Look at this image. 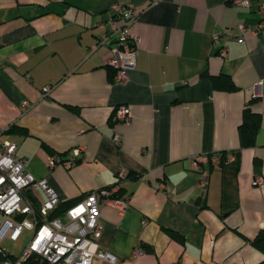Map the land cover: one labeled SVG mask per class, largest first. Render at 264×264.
Listing matches in <instances>:
<instances>
[{
  "label": "crops",
  "instance_id": "crops-1",
  "mask_svg": "<svg viewBox=\"0 0 264 264\" xmlns=\"http://www.w3.org/2000/svg\"><path fill=\"white\" fill-rule=\"evenodd\" d=\"M119 1L135 6L129 30L140 39L124 82L109 79L107 46L86 53L113 0H0V139L63 202L118 185L127 207H100L98 239L118 264L261 261L249 240L264 230V186L252 184L264 178V0ZM259 22L241 42L221 37L228 51L218 57L213 33ZM222 76L237 89H220ZM118 106L130 109L128 123L114 119ZM246 106L260 115L251 147L238 133ZM75 147L84 149L79 162L48 169L50 155L65 162ZM211 154L232 157L203 164L202 188L190 159Z\"/></svg>",
  "mask_w": 264,
  "mask_h": 264
},
{
  "label": "built area",
  "instance_id": "built-area-1",
  "mask_svg": "<svg viewBox=\"0 0 264 264\" xmlns=\"http://www.w3.org/2000/svg\"><path fill=\"white\" fill-rule=\"evenodd\" d=\"M234 6L248 7V0H230ZM111 15L99 24L103 29L97 40L88 47L86 53L107 46L109 51L108 65L113 69L112 81L124 82L128 78V71L135 66L136 49L140 41L137 35L130 32L129 26L137 15L132 3L113 0L110 5ZM260 12H264L261 7ZM240 25L235 35L227 31L212 34V42L220 44L218 57L227 55V47L221 43V37H235L241 42L245 32L256 34L261 27ZM48 88L44 89L47 93ZM31 105L24 102L22 112ZM114 119L121 123H128L131 111L127 106H118L114 112ZM3 128L0 126V134ZM113 140L119 144L120 137L114 135ZM16 145L9 140L0 139V264H93L94 260L108 264H118L116 256L100 250L98 239L103 231L100 217V207L111 205L123 212L127 207V199L116 196L118 185L101 188L82 196L71 203L60 200L56 191L47 183L46 179L34 177L26 167V160L16 156ZM83 147L73 148L65 162L57 154L47 159L48 169L64 164L70 168L79 162L83 156ZM227 155L223 160L218 154L195 155L190 159L192 170L200 171L203 179L199 186L205 188L208 172L202 166L209 163L218 165L231 159ZM124 170L117 172L118 180L124 179ZM253 186H264L262 175L254 174ZM163 188V184L159 186ZM42 195L40 201L38 196ZM145 223V221H143ZM30 231L29 238L18 254H12L2 247L3 239L17 242L22 233ZM135 249L134 254L141 253Z\"/></svg>",
  "mask_w": 264,
  "mask_h": 264
},
{
  "label": "trees",
  "instance_id": "trees-1",
  "mask_svg": "<svg viewBox=\"0 0 264 264\" xmlns=\"http://www.w3.org/2000/svg\"><path fill=\"white\" fill-rule=\"evenodd\" d=\"M111 71V70H110ZM113 71L110 72L109 79L113 78ZM217 80L218 87L222 90L231 92L237 88L233 84L232 80L227 76H222ZM260 125V115L253 112L249 107H245L242 112L241 123L238 127L239 140L241 147H251L254 145V136ZM71 203V202H65ZM250 241V244L258 249L262 254L263 258L261 261L255 264H264V230L258 232V234Z\"/></svg>",
  "mask_w": 264,
  "mask_h": 264
},
{
  "label": "rangeland",
  "instance_id": "rangeland-1",
  "mask_svg": "<svg viewBox=\"0 0 264 264\" xmlns=\"http://www.w3.org/2000/svg\"><path fill=\"white\" fill-rule=\"evenodd\" d=\"M1 220H2V218L0 217V223H1ZM29 235H30V231L25 230L22 233L20 239L15 243L12 241H9L7 239H3L2 247H4L6 250L11 252L12 254H18L20 252V250L22 249V247L27 242Z\"/></svg>",
  "mask_w": 264,
  "mask_h": 264
}]
</instances>
